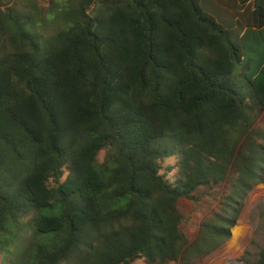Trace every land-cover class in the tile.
Here are the masks:
<instances>
[{
    "label": "trees",
    "instance_id": "16d2710c",
    "mask_svg": "<svg viewBox=\"0 0 264 264\" xmlns=\"http://www.w3.org/2000/svg\"><path fill=\"white\" fill-rule=\"evenodd\" d=\"M51 3L0 1V255L214 260L264 182V0ZM224 183L190 243L180 200Z\"/></svg>",
    "mask_w": 264,
    "mask_h": 264
},
{
    "label": "rangeland",
    "instance_id": "374dc122",
    "mask_svg": "<svg viewBox=\"0 0 264 264\" xmlns=\"http://www.w3.org/2000/svg\"><path fill=\"white\" fill-rule=\"evenodd\" d=\"M0 1L5 4L3 7H21L20 5L26 4L28 0ZM36 3L43 11L52 4L51 0H36ZM54 28L56 26L52 24L50 30H46L44 34L48 35ZM256 125L264 128V111ZM104 156V152L101 153L100 159L103 160ZM174 163V159L167 162L170 165ZM229 193V185L224 183L215 188H201L193 195V199L180 200L179 208L184 216L181 228L190 243L200 235L203 222L213 217L215 213L223 212L221 205ZM239 220L240 222L231 229V238L226 241L218 257L207 263L195 259L192 264H246L258 258L264 246V182L250 195L247 205L239 213ZM0 264H10V261H7L4 255H0ZM134 264L146 263L138 261Z\"/></svg>",
    "mask_w": 264,
    "mask_h": 264
}]
</instances>
